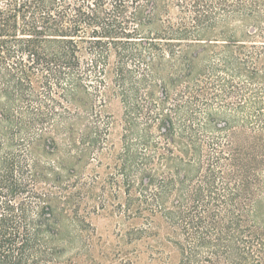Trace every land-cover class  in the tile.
Instances as JSON below:
<instances>
[{
  "label": "trees",
  "instance_id": "trees-1",
  "mask_svg": "<svg viewBox=\"0 0 264 264\" xmlns=\"http://www.w3.org/2000/svg\"><path fill=\"white\" fill-rule=\"evenodd\" d=\"M110 67L127 214L160 216L179 264H264V0H0V264L59 262L34 148L62 130L84 152L106 143Z\"/></svg>",
  "mask_w": 264,
  "mask_h": 264
},
{
  "label": "rangeland",
  "instance_id": "rangeland-1",
  "mask_svg": "<svg viewBox=\"0 0 264 264\" xmlns=\"http://www.w3.org/2000/svg\"><path fill=\"white\" fill-rule=\"evenodd\" d=\"M177 14L178 9L170 7L169 16L176 19ZM244 24L232 21L226 29L241 30ZM114 60L113 54L111 62ZM111 67L108 88L96 100V108L112 124L106 143L98 147L96 154L84 152L82 144H69L70 133L64 130L56 136L58 146L41 142L34 148L36 157L53 170L43 187L53 196L61 218L59 228L65 251L56 264H179L181 254L175 244L178 235L160 216L148 224L125 211V188L116 168L124 133L123 104L113 92ZM81 133L75 131L73 136L77 138ZM240 140L242 144H255L252 137ZM259 166L262 185L257 220L264 228V163Z\"/></svg>",
  "mask_w": 264,
  "mask_h": 264
}]
</instances>
